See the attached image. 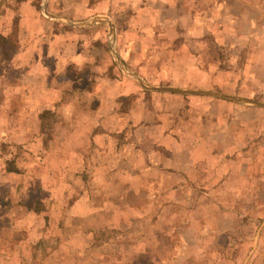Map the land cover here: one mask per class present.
I'll return each instance as SVG.
<instances>
[{"label": "rangeland", "instance_id": "obj_1", "mask_svg": "<svg viewBox=\"0 0 264 264\" xmlns=\"http://www.w3.org/2000/svg\"><path fill=\"white\" fill-rule=\"evenodd\" d=\"M99 1L103 0L88 2L98 5ZM156 1L117 0L114 4L118 7L112 10L117 9L116 14L125 17L133 7L141 12L150 9ZM24 2L7 0L0 6V20L8 31V42L16 46L18 39H23L18 22L27 27L21 17L26 21L37 18L34 15L37 10L47 18L55 13L73 18L77 11L71 15L69 10L84 8L83 0ZM250 2L252 5L261 2V9L245 10L239 5L227 12L220 9L216 0L186 3L176 0L174 3H179L187 15V26L180 24L181 12L180 26L172 24L163 29L168 30L171 38V51L178 50L179 57L186 58L188 69L195 73L177 79L173 73L178 69L173 66V73L169 71L167 76L176 80L154 84L139 75L143 83L188 91H214L264 102V0ZM140 5L144 7L141 9ZM194 14L202 20V26H193ZM6 22L10 24L8 28ZM218 22H227L230 27H216ZM149 44L147 40L143 47ZM156 64L154 70L160 65ZM217 68L220 75H212ZM190 78L202 79L203 86H191L194 81ZM212 80L219 84L224 81V85L229 83L232 88H205ZM185 82L189 85L185 86ZM140 93V98L148 99L147 104L140 102V114L151 112L156 120L166 115L165 130L177 132L180 128L184 135L181 149L177 150L174 142L165 147V155L157 148L142 154L146 147L138 144L140 155L136 156L130 140H116L126 146L106 149V144L96 141L97 147L92 146L91 140L85 138V151L74 158L77 170L53 172L57 178L54 186L50 172L41 170L39 156L24 145L11 143L9 138L3 141L0 136V264H264V245L260 244L261 238L264 239V202L260 201L264 195H258L264 191L258 186L264 182V108L233 100L229 112V99L220 96L148 90ZM180 98L186 100L185 107ZM132 102L134 107V102H138L136 96H127L122 101L124 113H130ZM2 110L9 115L17 107L0 106V113ZM1 117L0 127H6L8 124ZM217 121L218 139L212 132ZM139 132L143 137L146 132L156 139L161 137V131L151 126ZM79 138L70 140L69 149L71 145L80 147L83 140ZM242 148L251 150L244 157L239 151H230ZM245 159L251 164L250 171L242 167ZM147 162L170 166L171 172L164 179L172 187L184 177L188 178L187 186L173 191L159 186L157 177L152 179V186L141 185L142 180L131 177L130 170ZM12 164L18 172L8 170ZM106 166L110 169H105ZM116 166L119 170H114ZM132 172L147 178L158 174L153 169ZM205 180L218 185L203 187ZM25 182L31 187L25 188ZM205 191L208 195L203 194ZM28 204L41 206L44 218L32 215ZM31 227L43 229L36 235L29 232ZM198 243L206 245L201 248Z\"/></svg>", "mask_w": 264, "mask_h": 264}, {"label": "crops", "instance_id": "obj_2", "mask_svg": "<svg viewBox=\"0 0 264 264\" xmlns=\"http://www.w3.org/2000/svg\"><path fill=\"white\" fill-rule=\"evenodd\" d=\"M88 1L83 0L84 8L69 10L71 15L77 11V15L74 13L72 17L83 18L81 20H72L73 18L56 13L47 18L37 10L34 13L35 16L39 15L37 18L26 21L24 17H21L24 23L27 22V27L25 28L24 25H20L21 22H18L19 28L20 26L22 28L23 39H18V50L11 59L5 58L2 51L1 42L6 37L9 41V37L7 29L4 30V25L0 20V106L3 108L17 107V110L9 115H5L4 110L1 111L2 122L8 125L0 127V136L4 138L3 141L9 138L11 143L18 146L24 145L35 156H39V159H42L41 170L50 172L53 176L50 182L54 181V186L57 185V178L56 173L53 175V172L77 170L74 163L75 155L85 151L88 139L91 140L92 146L97 147L96 141L103 146L106 144V149L126 146V143L116 142V140H130L129 144L131 148H134L136 156L140 155L138 144L146 147V150H141L142 154L157 148L161 155H165L163 152L166 150L165 147L174 142L178 145L177 150L181 149L184 144V135L180 128L177 132L165 130L166 115L156 120L151 112L140 114V102L142 105L148 103L147 98H140V91H164L149 89L147 86H151L150 84L145 86L137 78L140 75L154 84H161L165 81L172 82L171 79L176 80L174 76L168 78L170 72L173 73V66L178 69L173 73L178 76L177 79H185L186 75L194 72L193 69H188L187 59L179 57L178 50L171 51V38L168 36V30L163 29L168 25H179L182 12L179 3L176 5L174 3L176 0H157L150 9L140 12L133 7L134 10L124 17L122 13L116 14L117 9L112 10L116 6L114 1L117 3V0L99 1L98 5ZM182 2L186 3L187 0H182ZM216 2L221 5L220 9L227 12L231 11L233 6L239 5L245 10L258 11L261 9L259 5L261 2L258 5H252L250 0H216ZM6 3L7 0H0V6ZM93 4L95 6L92 7ZM139 7L142 9L144 6ZM97 17L101 21L88 25L80 24ZM182 17L183 24H180L186 27L187 15L182 12ZM9 22L13 23L12 20ZM201 23L202 20L194 14L193 26H202ZM9 25L6 22L7 28ZM218 25H223L224 29L230 27L227 22L215 24L216 27ZM147 40L150 43L149 46L143 47ZM156 63L160 65L154 70ZM211 74L220 75V72L217 68ZM152 75L154 77H151ZM190 81H194V84H191L194 87L203 86L204 83L202 79L192 80L190 78ZM188 85L189 83L185 82V86ZM205 88L230 90L232 86L229 83L224 85V81L223 84H219V81L212 80ZM127 96H136L138 99V102H134V107L133 102L130 104L131 110L128 114L124 113L122 105V101ZM180 99H183L182 105L185 107L186 100ZM234 102L233 100L226 102L229 104V112ZM259 107L264 108V106ZM217 113L215 118L218 119L219 114ZM45 115L47 123L44 122ZM213 117L211 114V119ZM43 122L46 123V127H42ZM91 125H93L92 128ZM150 126L161 131V137L156 139L155 136L149 135V132H146V137H143V134L139 132L140 129L150 128ZM215 126L216 130L212 131L211 128V131L215 132V137L218 139V121ZM89 132H91L90 135ZM76 137H81L83 142L80 143V147L71 145L69 149L70 140ZM85 138H87L86 141ZM145 139L148 141H143ZM149 144L152 146L150 149ZM215 147H218L217 142ZM212 149L213 146L210 148L211 152ZM97 151L99 153V150ZM230 151L233 153L239 151L242 157L249 153L246 148L230 149ZM217 152L218 148H215V153ZM72 163H74L73 166ZM37 167L40 169L39 166ZM184 167L188 169L187 166ZM242 167L250 171L251 164L245 159ZM105 169L110 168L106 166ZM149 169L156 170L158 174H152L151 178H147L145 175L138 176V172H132V170L142 172V170ZM114 170H119V168L116 166ZM132 170H130L131 177L142 180L141 185L152 186L151 181L154 177H157L156 181L159 186L172 188L173 191L188 184V178L183 176V180H178V183L173 184L172 187L164 179L165 175L171 172L170 166L161 162H147L144 166L136 165ZM208 181L205 180L202 186L214 188L218 185V182L213 185V183L208 184ZM25 185V188L31 187L27 182ZM196 185L201 184L196 183ZM42 186L45 187L44 184ZM258 186L264 188V182ZM203 194L208 195L207 191ZM258 195H264V191ZM260 201L264 202L262 199ZM32 215L40 219L44 218L42 214L37 215L34 212ZM185 220L187 222V218ZM42 229L31 227L29 232L37 235ZM263 241L264 239L261 238V245H264ZM204 245L206 244L198 246L203 248Z\"/></svg>", "mask_w": 264, "mask_h": 264}, {"label": "water", "instance_id": "obj_3", "mask_svg": "<svg viewBox=\"0 0 264 264\" xmlns=\"http://www.w3.org/2000/svg\"><path fill=\"white\" fill-rule=\"evenodd\" d=\"M101 21L100 18H93L92 20L88 21V22H84V23H80L82 25H88V24H93V23H96V22H99ZM140 82L142 84L143 81L141 80V78L138 76L137 77ZM146 86V84H144ZM147 88L149 89H154V90H159V91H166V92H174V93H179V94H189V93H192V94H196V93H199V94H206V95H209V96H216V97H224L226 99H229V100H235V101H239V102H244V103H251V104H255V105H258V106H264V102H257V101H254V100H250V99H243V98H238V97H235L233 95H229V94H222V93H219V92H214V91H203V90H198V91H188V90H182V89H179V88H175V87H170V86H158V87H155V86H147Z\"/></svg>", "mask_w": 264, "mask_h": 264}, {"label": "trees", "instance_id": "obj_4", "mask_svg": "<svg viewBox=\"0 0 264 264\" xmlns=\"http://www.w3.org/2000/svg\"><path fill=\"white\" fill-rule=\"evenodd\" d=\"M38 16H39V15H38ZM0 42H1V40H0ZM11 44H12V45H11ZM9 45H11V46L9 47ZM7 46H8L9 48H8ZM1 47H2V51L4 52V56H5V58H7V59H11L12 56L15 54V52L18 50V47H17L16 45H14L13 43H9V42H8V38H7V37L4 38V40H2V42H1ZM45 118H46V115H45V117H44V122H46V121H45ZM44 122H43V123H44ZM46 123H47V122H46ZM46 123L42 124V127H46ZM47 126H48V124H47ZM13 165H14V164H12L11 167H7L8 170H9V171L18 172V170L16 169V167L13 166ZM8 166H9V165H8ZM40 202L43 203L42 201H40ZM34 206H35V207L31 206L30 204L27 205V208H28L29 212L32 211V212H34V213H36V214H41L42 211H43L42 207L40 206V208H39V207H37L36 205H34Z\"/></svg>", "mask_w": 264, "mask_h": 264}]
</instances>
